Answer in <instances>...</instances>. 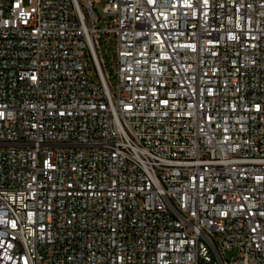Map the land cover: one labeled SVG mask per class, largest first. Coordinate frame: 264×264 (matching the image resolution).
<instances>
[{"label":"built area","instance_id":"2783aa9c","mask_svg":"<svg viewBox=\"0 0 264 264\" xmlns=\"http://www.w3.org/2000/svg\"><path fill=\"white\" fill-rule=\"evenodd\" d=\"M0 264H264V0H0Z\"/></svg>","mask_w":264,"mask_h":264},{"label":"rangeland","instance_id":"374dc122","mask_svg":"<svg viewBox=\"0 0 264 264\" xmlns=\"http://www.w3.org/2000/svg\"><path fill=\"white\" fill-rule=\"evenodd\" d=\"M26 3H27V0H26ZM105 4H106V2L103 1L101 4L96 6L98 13H102ZM102 54H103L104 60L106 61V64H107V67H108V71H109L110 74H112L114 72V70H115V67H114V65L112 63V61L114 59L113 46L109 45L107 48L103 47ZM234 256H235V253L233 251L229 252L227 254V259L228 260H232V259H234Z\"/></svg>","mask_w":264,"mask_h":264}]
</instances>
